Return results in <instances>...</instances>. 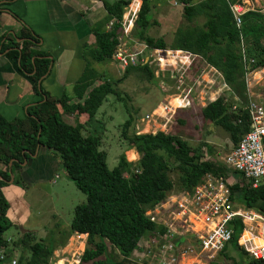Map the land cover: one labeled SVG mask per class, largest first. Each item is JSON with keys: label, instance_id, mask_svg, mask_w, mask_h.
I'll list each match as a JSON object with an SVG mask.
<instances>
[{"label": "trees", "instance_id": "16d2710c", "mask_svg": "<svg viewBox=\"0 0 264 264\" xmlns=\"http://www.w3.org/2000/svg\"><path fill=\"white\" fill-rule=\"evenodd\" d=\"M128 1L101 0L106 11V19L102 24L104 27L97 26L94 29V43L86 50L93 61L103 62L111 57L117 43V26L107 30L105 23L110 17L119 19ZM179 1L186 20L196 15L204 17L201 27L184 31L178 29L169 45L161 37L144 35L150 0H141L133 36L143 40L149 48L186 49L201 55L221 73L232 94L244 101L246 95L239 53V32L228 6V2L235 0H199L194 3H190L191 0ZM137 4V1H133L130 6L135 9ZM239 31L245 58L253 60L248 63V67H264V15L257 11L244 12ZM18 38L21 40L16 41ZM9 40L1 48L8 49L7 57L17 60L19 70L29 75L33 91L40 94L37 82L46 73L49 59L45 52L38 49V37L22 28L17 36ZM131 68L143 70L149 78L152 77V72L146 65L128 66L124 72L127 73ZM89 85L80 84L76 87L77 101L72 104H67L69 99L66 98L58 101L46 97L43 101L29 105L22 117L7 120L0 115L1 248L9 247L11 243L3 236L10 223L5 216L8 202L2 186L9 180L14 168L19 167L24 158H29L38 145L46 147L59 159L66 177L85 195V202L73 207L69 223L71 232L86 233V246L79 256L80 263L114 264L107 257L108 246L113 247L119 256L130 257L142 238L150 236L156 229L144 216L147 208L161 200L166 193L176 192L173 191L174 187L179 191L191 189L205 173L226 176L227 167L222 162L201 159L200 146L192 147L176 135L160 131L142 134L133 132L127 135L128 120L122 124L121 135L127 146L134 148L139 155L137 170L129 179L123 175V168L127 165L123 155L109 169L106 165V153L99 149L100 136L97 133L100 128L89 125L93 131L84 132L85 124H90L105 96L115 93V90L106 81L96 83L85 95L82 90ZM231 105L232 103L227 104L219 96L203 106L200 112L204 119L227 131L234 146L239 136L247 130L248 120L240 107L236 111L228 110ZM58 107L63 111L86 114L85 122L74 125L66 123L62 120ZM204 146L211 153L210 147ZM169 169H173L177 175V186L168 176ZM54 177L57 178L58 174ZM236 177L238 182L230 186V191L236 193L238 203L244 208L264 212L263 187L252 188L240 181L242 178L239 174ZM13 182L16 183V179L13 178ZM240 229V225L234 226L229 243L246 254L235 243ZM29 241L28 232L17 240L18 245L28 253L26 258L22 253L18 255L15 264H45L50 251L39 242L30 244ZM6 257L9 258L10 255L6 254ZM246 264L262 263L250 259Z\"/></svg>", "mask_w": 264, "mask_h": 264}, {"label": "crops", "instance_id": "0c3cea01", "mask_svg": "<svg viewBox=\"0 0 264 264\" xmlns=\"http://www.w3.org/2000/svg\"><path fill=\"white\" fill-rule=\"evenodd\" d=\"M105 19L106 11L101 0H0V115L7 120L22 117L29 105L43 101L46 97L58 101L66 98L69 99L67 104H72L77 101L75 92L80 84H90L82 90L86 95L91 90L90 87L96 83H104L101 76L104 77L107 72L95 67V64L102 62L93 61L86 50L94 43V29L97 26L104 27L102 24ZM22 28L38 37V49L45 52L49 59L46 73L37 82L40 94L33 91L29 75L19 70L17 60L7 57L8 49L1 48L9 43L10 38L17 36ZM241 67L243 70V66ZM258 68L262 67H248L250 70ZM106 98L107 95L103 101ZM99 107L90 124L96 127L99 125L98 135L101 141L100 131L103 132L106 128L95 117ZM58 110L62 120L70 125L83 123L87 117L76 111H63L59 107ZM90 124H85L88 132L93 131L88 127ZM58 171L66 177L59 159L49 149L39 145L29 158H24L19 167L14 168L2 190L8 202L5 216L10 223L9 228L18 229V234L17 239H12L6 236V229L3 236L6 241L15 242L23 233H30V244L39 242L50 251L45 264H87L79 262V256L86 246V233L71 232L70 221L68 225H62L60 215L53 206L50 214L42 215L47 220L46 225H42L40 212V219L38 215L33 217L31 202L26 198L28 189L36 190L39 185L54 181V175ZM42 193L39 194L42 196ZM12 242L9 247H0L5 254L0 264H9L11 257L7 258L6 254L13 252ZM227 248L238 251L231 243L225 246L221 254L226 264H246L251 259L240 251L238 255L229 253ZM135 252L134 250L130 257L125 258L119 256L111 246L106 250L107 257L114 260V264H139L136 262ZM69 255L76 257L72 259Z\"/></svg>", "mask_w": 264, "mask_h": 264}, {"label": "built area", "instance_id": "2783aa9c", "mask_svg": "<svg viewBox=\"0 0 264 264\" xmlns=\"http://www.w3.org/2000/svg\"><path fill=\"white\" fill-rule=\"evenodd\" d=\"M133 1L138 2L135 9L130 6ZM249 1L228 2L234 25L239 32L246 95L243 104L241 101L232 103L230 109L236 111L240 107L246 113L248 129L222 158V163L227 167L226 176L205 173L191 189L168 192L144 211V216L156 229L150 236L142 238L134 249L136 262L139 264H143V259H147L146 264H214L217 256L232 239L233 229L237 224L241 226L235 239L238 248L249 258L264 264V212L239 205L236 203V193L230 191V186L238 182L236 174L241 176L240 181L246 182L250 187L261 186L264 189V90L257 89H264V82H253L258 69H248V63L252 60L245 58L239 31L241 15L246 11H257L264 15V6L255 7ZM170 2L176 4L174 0ZM140 3L141 0L128 1L126 5L129 15L122 13L119 19L110 17L105 23L107 30L117 26L116 49L111 57L121 69L146 63L149 47L145 43H139L132 34ZM129 43L136 44L139 48L129 49L126 47ZM151 49L156 52L163 50ZM142 56L145 58L142 59ZM249 77L253 84L249 82ZM183 83L184 81L177 79L174 88L176 95L169 97V100H176L171 115L177 109L193 106L195 82ZM166 102L169 104L168 100ZM157 107L162 110L161 103L155 108ZM154 111L149 113L152 118L163 119L167 115L166 110H162L164 117L157 110ZM149 115L140 119L141 123L139 127H135V134L147 133L144 131L149 123L156 131L165 133V125L172 120L174 114L171 119L166 118L164 125H155V119L147 120ZM256 239L261 242L256 243ZM4 257V251L0 250V260ZM15 262L13 258L9 260V264Z\"/></svg>", "mask_w": 264, "mask_h": 264}, {"label": "rangeland", "instance_id": "374dc122", "mask_svg": "<svg viewBox=\"0 0 264 264\" xmlns=\"http://www.w3.org/2000/svg\"><path fill=\"white\" fill-rule=\"evenodd\" d=\"M174 1L176 2L175 5L170 0H150L149 11L146 14L148 24L144 29V35L153 38L161 37L169 45L173 42L178 29L184 31L202 26L205 20L202 15H196L190 20H186L182 15L180 1ZM198 1L191 0L190 3ZM249 3L255 7L261 8L264 6V0H250ZM122 13L125 15L130 14L126 4L122 9ZM137 41L145 43L143 40L137 39ZM126 47L129 49L133 47L134 49L139 48L138 45L132 43H129ZM165 49L156 52L152 51L151 48H147L146 63L142 65H146L152 72V77L150 78L145 71L136 68L129 69L127 73L124 72V69L128 66L124 69L119 68L112 60V57L101 64H95L96 68L107 72V75L104 74V77L101 76V79L103 82H106L105 79L108 78V82L112 84V88L116 93L113 92L107 95L106 100L103 101L95 116L102 121L106 128L105 131H100V135L102 134V136L100 141L101 147L99 149L105 151L106 165L109 169L116 165L120 155L124 156L127 165L123 168V175L128 179L137 170L136 164L139 155L134 148H129L126 140L123 139L121 135L122 124L125 120L129 121L126 133L127 135H131L135 132V127H139L141 123L140 119L148 116L152 110L153 112L157 110L156 112L163 115V117L165 113L163 114L162 110H166L167 114L163 119L152 118L149 115L147 120L155 119V125H160L161 123L164 125L167 122L166 118L169 120L174 114L172 120L165 125V133L182 138L192 147L200 146L201 159L222 162V158L233 147L227 131L219 125L204 119L200 110L208 102L215 100L219 96L227 104L238 103L241 99L232 94L224 82L221 73L208 64L201 55L186 49ZM175 50L181 51L177 52ZM239 53H241L240 45ZM143 58L145 56H142ZM240 61L242 66L241 56ZM177 79H180L181 82L184 81L183 84L195 82V91L193 93L195 99L192 107L177 109L171 115L176 100H169V97L176 95L174 88ZM248 79L252 83V79L250 77ZM255 81L259 83L264 82V67L258 68L253 78V82ZM258 89L262 90V87ZM167 100L169 104L166 102ZM241 102L243 104L244 101ZM159 103L162 105V110L159 107L155 108ZM168 109L170 111H167ZM90 126L93 127L94 125L90 124ZM151 131L155 132L156 130L149 123L148 128L144 132L151 133ZM86 132L85 130L84 133ZM204 144L210 147L211 153L207 152ZM167 173L173 184L177 186V175L173 169ZM57 174L58 177L54 178V181L41 184L36 190L28 189L26 191V198L31 202L33 217L38 215L40 219V214L41 218L43 217L42 215L50 214L53 206L60 215L62 225L65 226L68 225L72 217L73 207L76 204L85 202V195L67 177L60 174V172ZM173 191L179 190L174 187ZM39 193H42V196ZM40 221L42 225H46V218H42ZM5 234L12 239H17L18 229L11 227L7 229ZM12 243L13 247L11 245V250L13 252L10 253V257L17 260L18 255L22 253L23 257L26 258L28 252L21 250L17 240ZM256 243H260V241L256 239ZM227 251L239 254L238 251L230 248H227ZM69 256L72 259L76 257V255ZM146 262L147 259L141 261L143 264H146ZM84 263L89 264L90 262ZM214 264H226L221 253L217 256V261Z\"/></svg>", "mask_w": 264, "mask_h": 264}, {"label": "bare ground", "instance_id": "6f19581e", "mask_svg": "<svg viewBox=\"0 0 264 264\" xmlns=\"http://www.w3.org/2000/svg\"><path fill=\"white\" fill-rule=\"evenodd\" d=\"M259 240V239H258ZM260 241V240H259ZM261 242V241H260Z\"/></svg>", "mask_w": 264, "mask_h": 264}]
</instances>
